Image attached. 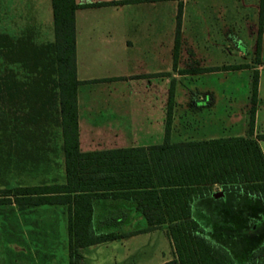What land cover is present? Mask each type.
<instances>
[{
  "label": "crops",
  "instance_id": "1",
  "mask_svg": "<svg viewBox=\"0 0 264 264\" xmlns=\"http://www.w3.org/2000/svg\"><path fill=\"white\" fill-rule=\"evenodd\" d=\"M74 2L80 151L161 144L168 112L170 142L264 134V0ZM236 71L241 96L234 94ZM0 87L3 156L16 185L43 183L44 173L46 183L65 182L52 0H0ZM237 98L244 112L254 110L252 134L250 114L242 134L232 130ZM257 141L264 155V138ZM221 191L214 197L220 191L213 188L216 203L236 206ZM92 207L98 231L148 226L125 195L94 198ZM156 229L167 224L143 233Z\"/></svg>",
  "mask_w": 264,
  "mask_h": 264
},
{
  "label": "trees",
  "instance_id": "2",
  "mask_svg": "<svg viewBox=\"0 0 264 264\" xmlns=\"http://www.w3.org/2000/svg\"><path fill=\"white\" fill-rule=\"evenodd\" d=\"M76 8L74 0H52L66 180L0 188V205L15 206L19 210L44 205L65 206L69 264H80V250L86 246L147 232L161 224H167L175 255L173 260L162 264H247L255 260L264 253V239L258 240L250 260L237 262L232 250L237 239L235 233H222L215 223L225 216V227L235 221L241 223L243 233L257 230L259 219L264 217V155L257 139H263L264 134L257 135L256 139L230 136L170 142L168 112L161 144L80 151L74 37ZM255 90L253 84L252 102ZM253 113L251 108L250 134ZM214 185H220L225 193L233 195L236 206L223 207L216 203L212 196ZM108 195L133 199L148 226L124 233L96 230L92 201ZM245 208H249L251 214L248 212L246 216Z\"/></svg>",
  "mask_w": 264,
  "mask_h": 264
},
{
  "label": "rangeland",
  "instance_id": "3",
  "mask_svg": "<svg viewBox=\"0 0 264 264\" xmlns=\"http://www.w3.org/2000/svg\"><path fill=\"white\" fill-rule=\"evenodd\" d=\"M235 82L234 94L241 96L244 92L241 71L235 72ZM2 104L0 87V188L13 186L17 184L15 179H19V176L14 177L11 173V167L5 166L2 146ZM242 105V101L238 98L233 104L232 112L235 119L232 130L235 134H242L243 116L250 114L249 109L244 112ZM193 115L194 113L191 112L188 117L192 129ZM174 136L177 139L185 137V135ZM187 137L193 138L195 135L190 134ZM47 168L43 166V170ZM48 179V174L44 173L43 183ZM213 188L222 190L220 185H214ZM248 210L249 208H245V215L248 214ZM228 213L234 214L231 211ZM224 219L225 216H221L215 226L220 227L222 233H235L237 239L232 247L235 260L237 262L250 260L251 251L256 243L264 239V217L261 218L262 220L259 219L257 230L253 233H243L241 230L243 226L235 221L232 226L225 227L227 222H224ZM102 232L109 231L102 230ZM113 232L117 231L113 230ZM82 254L83 264H160L164 257L168 259L175 257L172 241L169 244L167 231L164 229L90 245L83 248ZM257 258L259 259L260 256ZM256 259H251L247 264H256ZM0 264H69L65 206L44 205L19 210L15 206L0 205ZM261 264H264V256Z\"/></svg>",
  "mask_w": 264,
  "mask_h": 264
},
{
  "label": "water",
  "instance_id": "4",
  "mask_svg": "<svg viewBox=\"0 0 264 264\" xmlns=\"http://www.w3.org/2000/svg\"><path fill=\"white\" fill-rule=\"evenodd\" d=\"M220 195H222V191H220V192H218V193H215V194H214V197H218V196H220Z\"/></svg>",
  "mask_w": 264,
  "mask_h": 264
}]
</instances>
